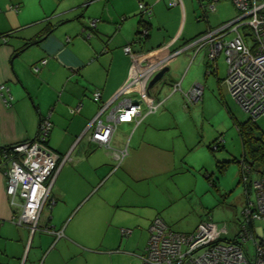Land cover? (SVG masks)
I'll use <instances>...</instances> for the list:
<instances>
[{"label": "crops", "instance_id": "0c3cea01", "mask_svg": "<svg viewBox=\"0 0 264 264\" xmlns=\"http://www.w3.org/2000/svg\"><path fill=\"white\" fill-rule=\"evenodd\" d=\"M3 1L8 5V11L0 6V84L7 86L11 100L7 105L0 98V147L33 140L37 135L40 119L49 118L52 127L47 146L60 156L69 153L71 161L60 168L51 188V196L55 200L54 208L50 210L51 214L55 215L53 225H50L52 217L44 218V225L49 224L55 231L64 227V237L54 242L53 236L44 234L47 236L46 257H41L39 264H51L65 256L74 261L73 264H82L87 261V255L83 251L77 253L81 251H77L76 245L70 240L74 238L73 232L70 231L73 224L71 221L76 216L70 220V215L75 210L78 211L85 199L98 191L106 180L118 171L121 173V184L122 179L130 182L129 184L145 181L146 174L136 176L134 171L129 174L121 172L134 156L143 152L147 153L149 160L157 156L158 167L161 164L166 166L169 159L167 152L144 143L142 136L141 140L134 138L140 126H146L144 133L157 129L156 126L144 123L153 114L144 116L138 124L123 123L116 126L110 139V148L117 151L125 149L127 152L123 162L116 169L109 150L97 148L84 139L76 143L77 137L100 105L92 102L91 93L94 90L100 91V103H104L113 97L127 77L131 59L124 54L123 47L129 46L136 55H149L147 57L156 56L155 53L160 56L177 50L173 49L171 41L159 48L161 45L149 39L151 16L163 0H50L53 7L49 10L40 8L37 15L27 12L28 6L24 0ZM139 2L150 7L149 15L139 10ZM197 2L199 3V0ZM180 3H183V0H180ZM12 5L18 8L16 12L10 9ZM86 7L90 9L85 13ZM19 9H22L21 13ZM180 9L181 7L175 10L178 16ZM204 15L202 11L201 16ZM144 17L147 20H144ZM144 23H147V34L139 37L138 31ZM190 40L192 38L181 45ZM179 55L168 60L166 71L154 85L164 82L163 78L168 72L170 62ZM202 56L206 59L205 52ZM43 60L46 61L44 65L41 64ZM204 65L208 68V63ZM32 67H37L38 71L33 72ZM161 71L155 73L151 80ZM212 71L214 73L215 70ZM213 75L215 76L216 72ZM177 82L170 81L169 84H172L169 85L164 99L159 100L154 96L161 102L159 110L171 96V86ZM154 85L147 89L151 96ZM77 105H80L78 113L70 114L69 110ZM121 133L128 134L122 143L119 137ZM96 149L100 150L95 152ZM129 153L131 157L127 159ZM154 153L156 154L153 157ZM163 157L167 159L164 160ZM85 163L90 164L93 179L82 171V165ZM132 167L133 165L131 170ZM5 168L6 166L0 165V260L6 264H20L22 248L25 251L28 239L23 230L16 229V232L13 228L15 225L12 218L16 211L4 191ZM148 170L155 169L146 166V171ZM127 177H130V180ZM95 182H98L97 185H94ZM123 185L128 189L126 184ZM136 191L138 196L139 192L137 189ZM119 201L120 198L117 203ZM102 202L106 207L117 208L127 216L133 208L128 201L124 202V205L109 206L106 195ZM155 217H158L157 214L153 218ZM63 218L65 219L61 222ZM152 219L147 221L148 225ZM139 220L140 218L135 221ZM143 236V239L139 240L138 253H143L146 246L145 232ZM41 240L42 238H39L40 246ZM6 241L17 244V248L8 249ZM118 245H121V235ZM79 257L83 260H78ZM130 258L135 259V256L131 255Z\"/></svg>", "mask_w": 264, "mask_h": 264}, {"label": "rangeland", "instance_id": "374dc122", "mask_svg": "<svg viewBox=\"0 0 264 264\" xmlns=\"http://www.w3.org/2000/svg\"><path fill=\"white\" fill-rule=\"evenodd\" d=\"M24 1L27 2V12L32 15H37L40 8L49 10L53 7L50 0ZM5 4L0 0V6L8 11V5ZM167 4L168 0H163V3L157 5L150 19L149 39L161 45L159 48L171 41L173 49H180L184 41L193 39L209 28L218 27L236 16L234 7L228 1L219 3L216 12L206 13L203 17L197 0H183V3L176 8ZM180 7L181 13L178 16L175 10ZM89 9L86 7L84 12H88ZM21 10L19 9V13ZM143 19L147 20L146 17ZM142 30L143 27L140 28V31ZM138 36L141 37L140 34ZM204 51L202 50L194 60H191L192 51L173 59L168 72L164 75V82L157 83L151 89L152 96L161 100L167 95L169 85L172 84H169L170 81L180 80L182 92H187L196 84L202 86L201 99L196 103H190L179 92L171 94L157 114L150 115L144 122L156 126L157 129L144 133L146 126L143 125L134 135V138L140 140L142 136L144 143L167 152L169 159L163 157L164 160L167 159L166 166L161 164L158 167L157 156L151 158L152 161L144 152L134 156L130 164L121 169L124 170L121 172L129 174L134 171L136 176L146 174L145 181L129 184L130 182L122 179L128 186V189L124 188L119 176L121 173L118 171L109 177L98 191L87 197L79 210H75L76 213L74 211L70 215V220L76 216L70 226L74 238L69 239L76 245L77 251H81L77 253L86 252L87 255V261L82 264H141L139 256L142 252L138 253L139 240L144 237V232L148 238L147 221L155 214L174 232L191 233L200 222L210 221L219 230L222 228L225 230L222 238L234 239L242 222L241 212L246 206V198L248 197L249 201L254 200L251 182L264 171V118H257L251 125L250 134H243V138L240 137L236 125L244 123L249 117L233 100L224 83L227 74L224 57L219 56L216 59L214 76L208 73L214 67L207 68L204 65L207 63L202 56ZM210 64L212 63L208 62V65ZM255 132L260 134L259 138L254 136ZM127 136V133H121L120 143ZM216 143L219 145V150L211 152L209 147L212 148ZM98 150L100 149H96L95 152ZM130 157L129 153V157L126 158ZM242 160L250 165L252 170L251 174L247 175L245 184L238 164ZM216 162H227L224 170L219 171ZM113 164L115 165L114 162ZM89 166L88 163L83 164L82 171L93 179ZM146 166L155 170L146 171ZM210 181L214 182L213 186ZM97 183L95 182L94 185ZM136 189L139 192L138 196L135 193ZM105 195L109 206L124 205L126 201L132 204L133 208L129 211V215L123 214L117 208L106 207L102 202ZM119 198L120 201L117 203ZM47 216L52 217L50 225H53L55 215L47 209L41 215L40 225H44V218ZM139 218V221H135ZM64 219H61V222ZM253 226L258 228L260 223L255 222ZM13 228L15 231L23 230L28 239L25 251L22 248L20 264H39L41 257L45 259L46 235L36 232L30 238L26 228L15 226ZM121 230L130 233L123 236ZM120 235L121 245H118ZM39 238H42L41 246L38 245ZM5 243L8 249L17 248L15 247L17 244L7 241ZM243 246L248 250L251 258L252 244L247 242L243 243ZM131 255H134L135 259L130 258ZM79 259L83 260L80 257ZM73 262L65 256L51 264H73ZM0 264L6 263L0 260Z\"/></svg>", "mask_w": 264, "mask_h": 264}, {"label": "built area", "instance_id": "2783aa9c", "mask_svg": "<svg viewBox=\"0 0 264 264\" xmlns=\"http://www.w3.org/2000/svg\"><path fill=\"white\" fill-rule=\"evenodd\" d=\"M228 1L236 11V16L218 27L209 28L204 33L186 42L172 53H155L147 57L136 55L129 46L123 52L131 59L124 83L108 101L100 103V91L91 93V100L100 104L96 114L88 121L76 139L85 140L97 148L109 150L116 169L126 150L110 148L111 136L118 124L135 123L149 114H155L161 106L154 96L147 93V85L155 73L165 68L168 60L191 50V60L205 50V58L215 70V61L223 56L227 65L224 83L233 100L254 122L264 118V0H199L204 14L214 13L216 5ZM180 5V0H168L169 7ZM142 13L150 14V7L139 2ZM10 9L17 11L16 6ZM94 24V23H92ZM147 34V27L139 33ZM45 60L41 61L44 65ZM37 72V67H32ZM181 93L190 103L202 97L203 87L196 84L187 92H182L180 82L172 85L171 93ZM0 98L7 105L11 97L5 84H0ZM80 105L69 110L78 113ZM49 118H42L38 124L36 137L28 142L11 146L9 156L0 157L4 169V191L10 205L15 209L12 222L17 227L26 228L29 237L36 232L53 236L54 242L64 236L63 228L55 231L51 226L40 225L45 209L51 210L55 204L51 188L60 168L71 161L69 153L58 155L47 146L51 130ZM243 183L251 174V166L240 161ZM254 200L246 198V206L241 212L242 222L238 227L235 242L223 241L222 234L210 221L200 222L191 233L174 232L158 217L152 219L147 228L148 239L141 264H264V176L251 182ZM248 195L247 190L245 189ZM255 222L260 227L254 228ZM127 236L130 231L121 230ZM253 246L252 257L243 243Z\"/></svg>", "mask_w": 264, "mask_h": 264}, {"label": "trees", "instance_id": "16d2710c", "mask_svg": "<svg viewBox=\"0 0 264 264\" xmlns=\"http://www.w3.org/2000/svg\"><path fill=\"white\" fill-rule=\"evenodd\" d=\"M142 27H147V23H144L143 25H141ZM141 31L139 30L138 31V33H140ZM26 46H28V44L26 45ZM208 67L209 68H211L212 66L211 65H208ZM214 70V69H213ZM208 73H210V74H212L213 73V71H211V72H208ZM214 73H215V71H214ZM213 73V74H214ZM252 124H254V122H252L250 119H248L247 121H245L244 123H242V124H239V125H236V128H237V130H238V133H239V135H240V137L241 138H243V134H247V135H249L250 134V130H251V125ZM254 136L255 137H260V134L258 133V132H255L254 133ZM209 149L211 150V152H214V151H217V150H219V145H218V143H216V145L215 146H212V148H211V146L209 147ZM11 150H12V148H11V146H5V147H0V157L2 156V155H5V156H9L10 154H11ZM257 151V150H256ZM261 159V158H260ZM245 162V161H244ZM226 163L227 162H216V168L219 170V171H221V170H224V168H225V165H226ZM238 164L240 165V162H238ZM240 173H241V171H240ZM260 174V176H264V171L262 172V173H259ZM207 179L209 180V178L207 177ZM210 184L213 186L214 185V182L213 181H210ZM245 184V183H244ZM246 187H248V186H246ZM245 187V189L247 190V188ZM241 223V222H240ZM240 225V224H239ZM237 232H238V230H237ZM38 233H40V234H42L41 232H38ZM36 234V233H35ZM64 234V233H63ZM64 237V236H63ZM62 237V238H63ZM236 237H237V233H236V235L234 236V239H232V240H226V239H224L223 238V241H228V242H235V240H236ZM61 239V238H60ZM148 239V238H147Z\"/></svg>", "mask_w": 264, "mask_h": 264}, {"label": "water", "instance_id": "95a60500", "mask_svg": "<svg viewBox=\"0 0 264 264\" xmlns=\"http://www.w3.org/2000/svg\"><path fill=\"white\" fill-rule=\"evenodd\" d=\"M166 71V68H163L147 85V89L151 88L161 77L162 73Z\"/></svg>", "mask_w": 264, "mask_h": 264}, {"label": "bare ground", "instance_id": "6f19581e", "mask_svg": "<svg viewBox=\"0 0 264 264\" xmlns=\"http://www.w3.org/2000/svg\"><path fill=\"white\" fill-rule=\"evenodd\" d=\"M205 52V51H204Z\"/></svg>", "mask_w": 264, "mask_h": 264}]
</instances>
